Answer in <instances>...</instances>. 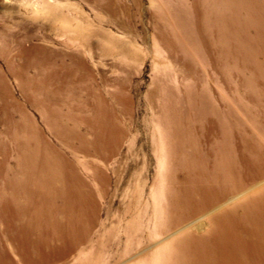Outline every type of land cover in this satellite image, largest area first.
Listing matches in <instances>:
<instances>
[{"label":"rangeland","instance_id":"1","mask_svg":"<svg viewBox=\"0 0 264 264\" xmlns=\"http://www.w3.org/2000/svg\"><path fill=\"white\" fill-rule=\"evenodd\" d=\"M203 2L205 4V0ZM257 3L261 8L254 13ZM242 6L248 8L250 13H242ZM208 13L213 17L228 18L239 29V32L230 33L224 28L220 32L221 41L235 43L239 33H242V39L248 36L250 41L256 40L261 49L254 51V61L264 67V0H235V6L227 16L224 8L210 6ZM192 18V0H0L2 264L14 257L8 239L18 237L21 233L20 226L28 225L33 228L32 236L39 239L40 248L57 254L54 264L160 263L161 259L158 257L165 253H154L153 239L157 238L156 228H164L167 216L165 188L170 182L173 168L172 162L168 160V144L166 151L164 150L165 136L162 131L161 134L157 133L151 116L167 94H171L170 97L174 99L182 97V91H189L192 81L188 76L190 72L182 71L186 67L184 60L187 58L202 82L211 79L215 82L214 92L217 98L229 106L230 103H235L233 99L239 97L247 105L235 103L231 106L233 111L229 110V113H234L232 120L235 123L227 130L219 129L223 137H217L213 143L201 144L203 162L210 164L214 159L213 172L220 175L216 173L217 164L218 170L225 174L229 170L226 163L233 160L234 172L236 176H242V181L264 175V143L259 139L264 137V122L254 125L246 115V112H251V108L255 107L251 106V101L247 98L249 90L244 81L240 87L238 78H233L234 91L230 88L232 84L221 85L220 80L225 78V72L221 71L222 74L219 69L218 72L215 71L211 57L205 51L202 55L195 53L193 47L200 45L201 41L197 37L194 45H190L191 40L187 35L190 34L194 39L196 37L188 24ZM208 32L210 45L214 41L216 47V39ZM229 37L231 40H227ZM182 43L187 47L178 51L176 48ZM21 49L31 52L19 58ZM250 54H253L252 50L247 51L249 57ZM230 55L229 53L228 56ZM203 56L205 57L202 59ZM20 62L32 63L30 73L43 75L48 66L59 69L68 63L72 70L77 68L76 78L80 81V90L76 106L84 103L89 86L102 90L106 95L122 86L129 102L121 107L129 106L131 109L133 116H127L126 120L131 123L132 128L129 130L128 124L124 126L119 121L120 128L117 129L116 117L105 126H96V135L100 132L111 135L106 139L109 146L111 139H115L116 134H121L120 148L112 151L105 149L104 158L98 153L90 159L82 154L76 156L69 148L61 145L43 122L39 109L25 97L16 67ZM219 63L223 70H238L230 63L224 67V61ZM70 80L76 86L73 75ZM203 85L199 86L200 89ZM151 93L153 96H150ZM213 103L215 105L218 102ZM20 106L45 131L46 139L57 147L61 159L77 166L80 173L78 178L69 175L66 181L63 176L52 172L56 170L54 163L44 157L48 155L42 150L39 152L43 156L34 154V148L30 146L32 137L29 134L21 136L19 133L22 121V113L18 110ZM101 106L104 109L112 108L109 105ZM262 106L264 107V102ZM94 108L81 112L89 115L94 113ZM224 110L225 108L221 111L214 110L210 113L211 117L220 119L226 113ZM121 114L128 112L121 109ZM102 116L108 117V112H103ZM261 119H264L263 115ZM235 126L242 130L240 139H236L234 132L232 137L228 136L229 128ZM70 127H73L72 123ZM239 128L236 130H240ZM86 136L89 137L88 134ZM18 139L29 146L23 150L29 154L26 158H21L14 150ZM91 139L92 134L89 141ZM97 140L102 142L101 135L97 136ZM169 141L170 148H174L175 140L171 135ZM218 157H221V162ZM85 160L91 163V169L85 165ZM96 166L99 169L100 166L103 167V170L100 169L99 172ZM88 170H96L99 179H104L108 186L107 192L103 194L100 184L95 182L93 192L91 191L93 203L98 209V219L90 230L92 234L85 235L88 241H81L79 244L70 243L66 238L50 240L53 235L46 232L53 228V224L68 225V215L60 209L70 205L75 212L77 204H81V189L72 187L76 180L88 183L94 181ZM229 174H232V170ZM232 180L233 177H227V185H231ZM219 185L221 184L218 183L217 186L220 187ZM83 188L87 190L86 187ZM72 189L74 190L69 191ZM89 189L92 190L91 187ZM229 205L212 211L215 216L222 210H227L232 216L224 221H214L213 228L217 227L219 230L218 237L224 238L216 237L215 243L218 242L217 246H229L226 249L231 252L228 256L231 264H242V259L236 261L237 258H242V251L236 249L237 246L241 245L242 249L252 254L264 253V202L249 208ZM76 222L70 221L72 225ZM202 231L204 229L200 232ZM63 250L69 252L65 259L61 256ZM26 257L36 261L29 254ZM256 264H264V256Z\"/></svg>","mask_w":264,"mask_h":264},{"label":"bare ground","instance_id":"2","mask_svg":"<svg viewBox=\"0 0 264 264\" xmlns=\"http://www.w3.org/2000/svg\"><path fill=\"white\" fill-rule=\"evenodd\" d=\"M203 1L192 0L193 18L188 24L196 37L194 39L190 34L187 35L191 40L190 45L193 46L194 40L200 37L201 44L195 45L193 47L194 51L197 55H202L203 51H205L208 57H211L215 71L225 72V75L221 72L225 77L220 80L221 85H233L232 79L238 78V85L242 87L244 81L245 86L249 90L247 98L251 101V106L255 107L254 109L251 108V112H246V115H248L249 121L254 125L262 123L264 122V119H261V116H264V107L262 106L264 99H261L264 97V67L254 61L256 58L254 51H259L261 45L256 40L250 41L248 36L242 39V33H239V38L235 43L221 41L220 32L224 28L230 33L239 32V29L234 22L224 16L213 17L210 15L208 7L224 8V13L227 16L235 6V0H205L206 5ZM259 8H261V5L257 3L254 13ZM242 13L246 14L250 13V11L245 6H242ZM208 31L216 39V47L214 41L210 45V34ZM227 40H231V37ZM248 42L250 43L247 44ZM184 47H187V45L182 43L176 49L180 51ZM248 50L253 51L250 57L247 55ZM30 52V50L21 49L19 58ZM229 53L231 54L230 56H228ZM184 61L186 62V67L182 71H185V73L190 72L188 76L192 78L189 91H182V97L174 99L170 97L171 94H167L160 106H157L154 110L153 116H151L157 128V133L161 134L162 131L165 136L164 150L166 151L168 144V160L172 162L173 168L170 182L167 183L165 188L167 216L164 220V228H156L157 238L153 239L155 242L153 251L154 253L160 251L165 253L158 257L161 259L159 264H231V260L228 258L231 252L226 249L229 246H217L218 242L215 243V238L219 236L217 234L219 230L217 227L216 229L213 228V225L216 221H224L228 217L232 218V216L229 215L227 210H222L220 214L215 216L212 211L213 209L226 208L228 204H230V207L242 206L243 208H249L264 202V175L257 176L253 180L242 181V176H236L234 172L233 160H229L226 163L229 170L225 174L218 170L217 164L216 173L220 175H215L213 172L215 167L214 159L211 160L210 164L203 162L201 144L213 143L217 137H223L219 129L224 128L227 130L231 124L235 123L232 120L234 119V113H229V110L233 111L230 108L231 106H234L235 103L243 106L247 105L239 97L233 99L234 104L226 105L220 98H217V94L214 92L215 82L212 79L202 82L199 75L195 74L194 66L192 65L191 67V64H189L188 58ZM220 61H224L223 67L230 63L238 70H223L220 66ZM31 64L20 62L16 66L19 73L18 77L24 88L25 97L30 104L39 109L43 122L49 131L59 139L61 145L69 148L71 153L76 156L82 154L90 159H92L91 156H95L98 153L101 154V158H104L105 149L112 151L120 148L122 144L121 134H116V138L111 139V146H109L106 139L110 138L111 135L103 132L96 135V126L98 124H100L99 126H105L116 117L118 120L117 129L120 128L119 121L124 126L128 124L129 130L132 128L131 123L126 120L127 116H133L131 109L129 106L121 107V105H126L129 102L128 96L122 91V86L116 91H111L108 95L104 94L102 90H96L89 86L84 103L76 106L75 103L79 97L80 90V81L76 78L77 68L72 70L68 63L59 69H52L48 66L47 71L43 75L41 73H30ZM226 74L228 77H226ZM71 75L75 78L76 86L70 80ZM200 85H203L201 89ZM230 88L234 91V85ZM150 96H153L152 93ZM213 99L218 103L214 105ZM101 105H109L113 109H104ZM90 108H94V113L85 115L81 112V110ZM224 108L226 113L220 119L211 117L210 113L214 110L221 111ZM121 109L128 112V114H121ZM18 110L22 113L19 133L21 136L29 134L32 137L33 140L30 146L34 148V154L43 156L39 152V150H42L48 155L44 157L49 158L54 163L56 171L52 172L59 174L60 177L63 176L66 181L69 175L79 176L80 173L77 166L75 165L74 167L64 159H61V154L57 147L48 142L45 131L34 118L25 114L23 107L20 106ZM237 110L240 111V108H237ZM103 112H108L109 116H102ZM70 123L73 124L72 128ZM167 125L169 128H167ZM236 128L239 127H230L228 136L232 137V132H234V134L236 133V139H240L242 130L240 128V130H236ZM114 133L113 131V136H115ZM86 134L89 137L92 134L91 141H89V137ZM98 135L102 137L101 143L97 140ZM170 135L175 140L174 148L172 147V149L170 148ZM259 139L264 143V137L261 136ZM76 141L77 144L75 143ZM22 142L21 139H18L14 150L21 158H26L29 154L23 150L29 146L27 143L23 144ZM98 147L99 150H97ZM218 161L221 162V157H218ZM85 165H88L91 169V163L88 160H85ZM96 169L101 172L103 167L100 166L101 171L97 166ZM231 170L232 174H229ZM88 172H90L94 181L88 183L79 179L76 180L75 185L72 187L81 189V204H77L78 209L75 212L70 205L60 209L68 215V225L53 224V228L46 232L53 235L49 238L50 240L66 238L70 243L79 244L81 241H88L85 235L92 234L90 230L95 226L98 219V209L93 203L91 194L95 182L100 184L103 194L107 192L108 186L104 179H99V174L96 170H88ZM226 176L233 177L231 185H227ZM218 183L221 184L219 185L220 187L217 186ZM259 184L262 185L259 186ZM64 185L66 186L65 182ZM83 187H86L87 190ZM220 218L222 220H219ZM69 220L77 222L72 225ZM42 225L45 226V224ZM203 229L204 231L200 232ZM20 232L15 239H8L10 250L14 257L4 264H52L54 262L57 254L40 248L39 239L32 236L33 228L31 225L20 226ZM218 238L224 239L222 237ZM70 249L71 245L68 246V250ZM236 249L242 251V258L236 259V261L242 259V264H256L264 256L263 252L252 254V252L242 249L241 245L237 246ZM68 250L61 251L63 259L69 253ZM28 254L36 261H33L32 258H27ZM0 264H2L1 261Z\"/></svg>","mask_w":264,"mask_h":264}]
</instances>
